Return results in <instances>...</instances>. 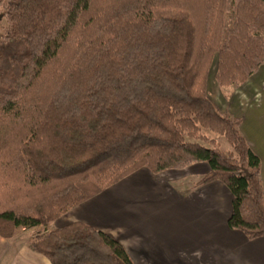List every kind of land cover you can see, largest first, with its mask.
I'll use <instances>...</instances> for the list:
<instances>
[{
	"label": "trees",
	"instance_id": "obj_1",
	"mask_svg": "<svg viewBox=\"0 0 264 264\" xmlns=\"http://www.w3.org/2000/svg\"><path fill=\"white\" fill-rule=\"evenodd\" d=\"M213 63L219 88L264 65V0H0V237L36 229L51 264H133L94 227L48 226L140 169L205 163L228 227L264 238L260 160L207 91Z\"/></svg>",
	"mask_w": 264,
	"mask_h": 264
},
{
	"label": "crops",
	"instance_id": "obj_2",
	"mask_svg": "<svg viewBox=\"0 0 264 264\" xmlns=\"http://www.w3.org/2000/svg\"><path fill=\"white\" fill-rule=\"evenodd\" d=\"M215 103L239 119L241 135L260 160L264 189V65ZM208 172L205 163L160 174L140 169L48 228L94 227L120 243L133 264H264V238L249 240L228 227L232 194L220 181L200 184ZM133 182L137 186L129 188ZM21 232L9 241L0 237V264H51L28 248Z\"/></svg>",
	"mask_w": 264,
	"mask_h": 264
},
{
	"label": "rangeland",
	"instance_id": "obj_3",
	"mask_svg": "<svg viewBox=\"0 0 264 264\" xmlns=\"http://www.w3.org/2000/svg\"><path fill=\"white\" fill-rule=\"evenodd\" d=\"M215 71H216V64L213 63V66L210 69V74H209L208 80H207V91H208L209 95L211 96V98L213 99L214 102H215V99H216V101H217V99H221L222 100L223 98L228 96L234 89L239 88V86H232V87H229V88H219L217 86V84L215 83V81H214V73H215ZM230 118H233V117H230ZM216 139H217L218 143L220 144L221 149L223 151L226 152V151L231 149L229 144L223 138L217 137ZM135 186H137V184H136V182H133V184L130 185L129 188H132V187H135ZM120 190L121 191H126V189H120ZM24 231L25 232L24 233L21 232V235H19V236L22 237L25 240V239L31 238L35 234L36 229L24 230Z\"/></svg>",
	"mask_w": 264,
	"mask_h": 264
}]
</instances>
